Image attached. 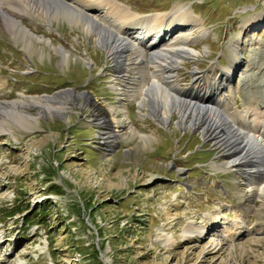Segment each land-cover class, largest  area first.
Wrapping results in <instances>:
<instances>
[{
	"label": "rangeland",
	"instance_id": "rangeland-1",
	"mask_svg": "<svg viewBox=\"0 0 264 264\" xmlns=\"http://www.w3.org/2000/svg\"><path fill=\"white\" fill-rule=\"evenodd\" d=\"M118 1L139 15L183 7L201 20L209 35L193 46L199 57L176 71L181 88L229 67L232 39L239 38V67L264 45V0ZM23 23L71 57L61 65L49 45L37 42L27 52L0 26V102L21 94L45 100L69 89L91 102L63 96L62 116L46 114L24 126L0 117L8 128L0 132V264H264V205L239 197L245 187L238 174L213 170L223 150L177 127L176 114L162 126L126 91L115 93L113 79L136 76L139 59L133 68L129 52L111 57L61 17ZM236 71L229 87L238 91ZM235 97L243 99L239 91ZM57 100L44 105L61 108ZM126 109L130 124L122 123ZM26 112L37 116L36 109ZM130 127L149 142L131 136ZM104 137L114 138L111 148ZM35 213L45 216L36 222ZM187 226L191 239L183 237Z\"/></svg>",
	"mask_w": 264,
	"mask_h": 264
},
{
	"label": "bare ground",
	"instance_id": "bare-ground-1",
	"mask_svg": "<svg viewBox=\"0 0 264 264\" xmlns=\"http://www.w3.org/2000/svg\"><path fill=\"white\" fill-rule=\"evenodd\" d=\"M120 3L118 0H0V26L16 42L21 41L27 52L36 42L49 45L61 58V65L68 64L69 53L62 47L52 46L47 38L36 35L24 25V20L38 18L48 23L61 17L70 25L81 26L84 34L94 36L96 45L111 57L119 58L129 52L130 64L136 68L134 58L139 59L137 63L142 70L137 69L138 77L134 74L133 78L127 75L122 80L121 76L114 78L112 87H116L115 93L120 96L122 91H126L140 110H146L162 126L166 127L172 121V115L176 114L177 127L200 132L203 139L223 150L222 162L214 163L213 170H232L238 174L245 187V191H238L239 197L258 200L264 205V45L249 61L244 59L247 65L244 63L239 67L243 62L238 48L239 38L232 39L228 49L229 67L218 70V76L212 72V78L202 73L195 79L193 71V79L197 83L181 88L176 71L180 64L199 57L200 51L193 46L209 35L201 20L183 7L174 8L169 14L139 15ZM247 22L244 26L255 25V21ZM146 50L151 52L149 57H146ZM203 50L207 54L208 48ZM236 70L242 72L238 89L243 96L240 102L235 97L237 89L229 87ZM135 84L139 86L137 90L132 88L136 87ZM226 91L230 94H225ZM66 95H71L74 102L76 99L83 100L82 106L91 102L88 94H78L70 89L48 96L45 100L21 94L18 100L0 102V117H9L18 123L21 121L20 125L24 126V120L36 123L40 116L46 114L62 116L68 103L60 98ZM136 97L139 99L135 100ZM55 100L61 108L44 105L55 103ZM28 109H36L37 116L32 117L26 112ZM96 123L102 125L104 122L100 118ZM122 123H131L127 109ZM132 128H128L131 136H136L143 143L149 142L147 135H139ZM7 129L5 121L0 119V132ZM113 133L118 132L113 130ZM101 139L108 148L114 144V138L109 141H106L107 137ZM193 233L194 229L187 226L183 237L191 239Z\"/></svg>",
	"mask_w": 264,
	"mask_h": 264
},
{
	"label": "trees",
	"instance_id": "trees-1",
	"mask_svg": "<svg viewBox=\"0 0 264 264\" xmlns=\"http://www.w3.org/2000/svg\"><path fill=\"white\" fill-rule=\"evenodd\" d=\"M7 210H11V208H7ZM18 213H21V211H15L14 213L12 214H9L7 217H12L14 216L15 214H18ZM37 214V216H35ZM43 216H45L43 213H35L31 219H33V221H36L38 222L39 221V218H42ZM94 255H95V252H94Z\"/></svg>",
	"mask_w": 264,
	"mask_h": 264
}]
</instances>
